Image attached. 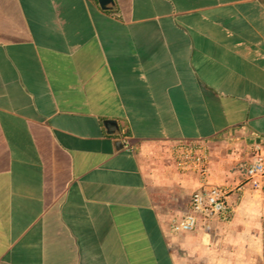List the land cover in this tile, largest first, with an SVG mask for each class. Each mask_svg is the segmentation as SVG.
<instances>
[{
	"label": "crops",
	"instance_id": "1",
	"mask_svg": "<svg viewBox=\"0 0 264 264\" xmlns=\"http://www.w3.org/2000/svg\"><path fill=\"white\" fill-rule=\"evenodd\" d=\"M185 142L234 213L173 235ZM258 154L264 0H0V264H262Z\"/></svg>",
	"mask_w": 264,
	"mask_h": 264
},
{
	"label": "built area",
	"instance_id": "2",
	"mask_svg": "<svg viewBox=\"0 0 264 264\" xmlns=\"http://www.w3.org/2000/svg\"><path fill=\"white\" fill-rule=\"evenodd\" d=\"M173 155L180 170L197 176L200 189L193 192L189 211L180 218H173L169 230L173 235L194 231L200 221L218 219L230 222L234 210L228 202L226 190L211 181L210 155L203 142H185L173 148ZM246 176L251 186L261 193L264 191V156L258 154L246 165Z\"/></svg>",
	"mask_w": 264,
	"mask_h": 264
},
{
	"label": "water",
	"instance_id": "3",
	"mask_svg": "<svg viewBox=\"0 0 264 264\" xmlns=\"http://www.w3.org/2000/svg\"><path fill=\"white\" fill-rule=\"evenodd\" d=\"M109 2H112V0H99L100 6L103 9L107 8V5H108ZM104 125L107 128L108 133L111 134V135L115 134L119 130L118 123L115 120H106L104 122ZM116 146H117V148H122L123 147V145H122V143L120 141L117 142Z\"/></svg>",
	"mask_w": 264,
	"mask_h": 264
},
{
	"label": "rangeland",
	"instance_id": "4",
	"mask_svg": "<svg viewBox=\"0 0 264 264\" xmlns=\"http://www.w3.org/2000/svg\"><path fill=\"white\" fill-rule=\"evenodd\" d=\"M246 173V172H245ZM253 190H255V188L252 187ZM258 199L259 201H261L262 203H264V191L261 193L259 192V195H258ZM173 219V218H172ZM171 219V220H172ZM170 220V221H171ZM170 223V222H169ZM260 263L264 264V235H263V243H262V256H260L259 260H258Z\"/></svg>",
	"mask_w": 264,
	"mask_h": 264
}]
</instances>
